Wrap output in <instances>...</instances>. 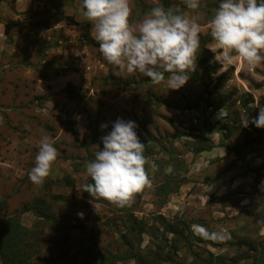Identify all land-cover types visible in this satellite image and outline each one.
Segmentation results:
<instances>
[{
	"label": "rangeland",
	"instance_id": "1",
	"mask_svg": "<svg viewBox=\"0 0 264 264\" xmlns=\"http://www.w3.org/2000/svg\"><path fill=\"white\" fill-rule=\"evenodd\" d=\"M219 2L201 0L194 11L184 0H130L133 26L159 5L189 17L198 12L200 46L208 51L202 55L212 58L206 68L216 65L217 71L207 89L208 70L198 68L201 82L189 79L173 91L138 72L121 73L104 59L99 45L87 44V36L95 39V33L82 14V0H0V219L21 215L22 224L37 232L41 241L30 264H85L97 261L99 252H123L122 224L130 213L150 232L160 229L158 236L169 244L164 257L176 246L172 258L180 263L189 264L195 253L206 259L210 251L248 264L231 244L264 237V177L256 180L264 167V129L241 125L264 105V62L251 67L239 57L231 65L223 62V50L208 27ZM118 119L136 123L151 181L123 208L84 192L91 183L86 164L103 149L101 137ZM45 136L57 159L43 184L34 185L28 173ZM202 139L212 149L196 154ZM166 182L173 185L168 197L157 194ZM40 197L53 204L56 217L66 224L77 219L85 229L64 227L67 242L58 233L54 240V231L43 224L35 230L39 219L23 211ZM161 216L182 223L183 233L172 248L177 236L161 235ZM96 225L101 236L91 240ZM194 225L209 232L226 229L230 238L201 243ZM156 237L145 233L140 249L151 248Z\"/></svg>",
	"mask_w": 264,
	"mask_h": 264
},
{
	"label": "clouds",
	"instance_id": "2",
	"mask_svg": "<svg viewBox=\"0 0 264 264\" xmlns=\"http://www.w3.org/2000/svg\"><path fill=\"white\" fill-rule=\"evenodd\" d=\"M185 7L197 11L201 0H184ZM82 14L92 25L95 40L104 59L121 73H140L150 83H165L178 91L196 71L200 48L199 16L189 17L163 5L153 7L138 24L130 23V0H82ZM210 35L223 50V62L231 65L239 57L247 66L264 62V0H220L208 21ZM235 54V55H233ZM167 74V79H165ZM264 129V105L249 124ZM107 125H101L106 128ZM134 121L118 119L111 131L101 137L103 149L86 164L91 183L84 192L92 199L106 200L117 207L130 205L136 193L151 186L145 171V145L139 140ZM57 159V150L49 137L40 141L34 166L28 173L34 185H42ZM81 218L83 213L78 214ZM195 231L209 240L230 238L226 229L209 232L200 225Z\"/></svg>",
	"mask_w": 264,
	"mask_h": 264
},
{
	"label": "trees",
	"instance_id": "3",
	"mask_svg": "<svg viewBox=\"0 0 264 264\" xmlns=\"http://www.w3.org/2000/svg\"><path fill=\"white\" fill-rule=\"evenodd\" d=\"M175 12V11H174ZM180 13V12H179ZM87 44L99 45L95 39L87 36L86 39ZM208 52L205 50L203 45L200 46L197 51V66L196 71L191 75L190 79L195 82H201L203 77L199 76L198 68H206L207 64L212 58L204 59L203 53ZM217 71V66L213 65L210 70H208L205 74L207 81L204 83L205 88L211 84L212 75ZM212 143L206 139H202L201 143H198L194 147V152L196 154L204 153L211 151ZM264 177V167L257 171L256 180H259ZM68 185L72 186V181L67 180ZM179 185V184H178ZM176 186V190L179 189L180 186ZM171 186L168 182L161 185L157 194L164 195L168 197L169 192H172ZM170 189V190H169ZM85 194H88L85 192ZM54 198H61L59 195H54ZM63 200H68L67 197H62ZM97 200V199H95ZM99 201V200H98ZM4 202L0 203V210L3 209ZM29 207V208H28ZM26 207L23 212H31L35 215L39 221L36 222L34 228L35 230L41 224L45 225L48 229L54 231V240L56 238V234L60 237L61 242H67L69 236L63 233V229L68 228L71 230H84L85 226L79 222V220L75 219L73 223L66 224L64 219H59L56 217L53 211V204H51L46 198L40 197L35 199L30 206ZM22 212V214H23ZM158 224L161 225L164 234H171L177 236L173 239V243L170 245L172 248L173 245H176L179 241L180 235L183 233V229H179L178 224H171L166 221L164 217H158ZM122 226H124L126 233L122 236V245L125 247V250L121 253H112L108 250L105 253L99 252L97 261H89L85 262V264H185L183 262H177L174 257V254L177 252V247L175 246V252L170 251L169 257H164L162 251L168 248L169 244L167 239L160 238L158 236L159 228H153L154 231L150 232V229H146L147 227L142 223V221L136 219V217L130 213L127 215L126 219H124ZM41 227V226H40ZM50 230V231H51ZM101 229L99 226H94L93 230L90 231L92 234L93 240L95 237L100 238ZM100 232V233H99ZM145 233L150 234L152 237L157 235L156 238L152 239V247L146 249V251L141 250L142 237ZM130 236H133L136 241H131L129 239ZM181 239V238H180ZM263 239L261 242L260 240ZM259 239L258 243L254 239L244 237L240 238L238 241L232 242L231 246L238 252H242L243 254L240 256L244 261H247L248 264H264V237ZM201 243H212L208 241L209 239L202 238L198 239ZM39 237L37 232L29 230L25 227L21 222V215L13 216V217H3L0 219V261L2 264H30V261L33 257L34 252H36V247L39 243ZM134 242H137L136 245ZM258 245V246H256ZM155 248V249H154ZM154 249V250H153ZM172 252V253H171ZM207 258L201 259L200 255L195 253L192 257V261L189 264H238L240 262L238 259H228L222 255H213L210 251H206ZM173 254V255H171ZM89 257V256H88ZM100 260V261H98Z\"/></svg>",
	"mask_w": 264,
	"mask_h": 264
}]
</instances>
